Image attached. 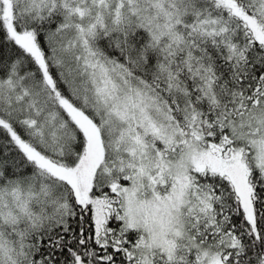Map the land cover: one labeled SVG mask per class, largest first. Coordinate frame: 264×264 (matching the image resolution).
Here are the masks:
<instances>
[{
  "label": "snow or ice",
  "instance_id": "1",
  "mask_svg": "<svg viewBox=\"0 0 264 264\" xmlns=\"http://www.w3.org/2000/svg\"><path fill=\"white\" fill-rule=\"evenodd\" d=\"M0 264H264V0H0Z\"/></svg>",
  "mask_w": 264,
  "mask_h": 264
}]
</instances>
